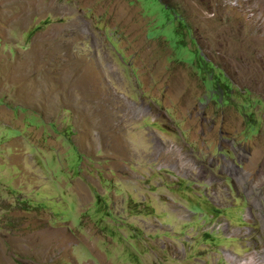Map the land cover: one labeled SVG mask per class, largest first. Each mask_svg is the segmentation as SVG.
Segmentation results:
<instances>
[{
  "label": "rangeland",
  "instance_id": "1",
  "mask_svg": "<svg viewBox=\"0 0 264 264\" xmlns=\"http://www.w3.org/2000/svg\"><path fill=\"white\" fill-rule=\"evenodd\" d=\"M0 264H264V0H0Z\"/></svg>",
  "mask_w": 264,
  "mask_h": 264
},
{
  "label": "bare ground",
  "instance_id": "2",
  "mask_svg": "<svg viewBox=\"0 0 264 264\" xmlns=\"http://www.w3.org/2000/svg\"><path fill=\"white\" fill-rule=\"evenodd\" d=\"M86 69V68H85Z\"/></svg>",
  "mask_w": 264,
  "mask_h": 264
}]
</instances>
